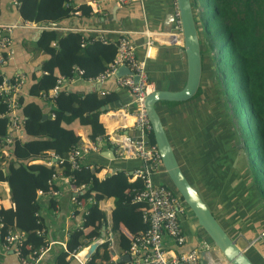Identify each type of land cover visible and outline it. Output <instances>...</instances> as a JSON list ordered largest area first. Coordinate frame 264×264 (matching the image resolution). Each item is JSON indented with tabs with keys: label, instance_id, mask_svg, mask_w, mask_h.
I'll return each mask as SVG.
<instances>
[{
	"label": "trees",
	"instance_id": "trees-1",
	"mask_svg": "<svg viewBox=\"0 0 264 264\" xmlns=\"http://www.w3.org/2000/svg\"><path fill=\"white\" fill-rule=\"evenodd\" d=\"M191 6L202 66L208 60L211 63L212 76L215 71L231 119L238 130L239 141L243 137L246 145L249 140L255 144L264 168V0H191ZM17 9L23 22L46 26L68 17L71 7L65 0H18ZM82 13L88 15L89 7H83ZM36 48L42 54L41 71L33 74L27 92L33 100L19 98V112L24 120L21 135L12 136L9 118L0 117V188L4 186L6 189L4 195L0 189V200L8 199L11 204L9 208L0 205V239L3 241L7 230L16 229L25 233L26 244L37 247L44 243L36 233L44 229L37 193L57 189L53 177L59 172L70 179L72 188L79 189L76 196L85 210L82 230L70 238L67 252L59 255L58 263L68 264L69 252L102 237L107 216L99 203L109 198L114 203L110 215L112 230L119 232L120 249L128 252L135 236L122 231V218L135 214L141 218L145 204L133 201V195L142 190L144 180L130 181L119 170L108 174L98 184L95 172L100 166L90 170L86 165L75 170L68 162L72 147L79 143L74 134L78 126L88 127L90 141L101 137L108 148L111 147L105 139L99 115L101 108L116 100V96L100 92L80 96L63 90L53 102L47 98L57 78L69 76L73 67L82 69L86 78L102 73L114 59L116 48L112 41L84 38L77 32L59 36L51 28L42 31ZM230 88L232 95L228 99ZM39 101L50 103L47 112ZM4 111L5 106L0 105V114ZM23 136L32 140H25ZM147 137L154 146L152 133L149 132ZM42 141L47 142V146L40 150L44 146L39 145ZM12 144L15 145L14 151L10 149ZM247 155L250 159V154ZM53 158L57 159V164L48 166ZM252 164L250 160L251 167ZM253 177L264 198L261 179L254 171ZM170 185L165 186L177 193ZM141 224L143 232L146 225L142 219ZM112 263L109 241L106 240L85 264Z\"/></svg>",
	"mask_w": 264,
	"mask_h": 264
},
{
	"label": "crops",
	"instance_id": "crops-1",
	"mask_svg": "<svg viewBox=\"0 0 264 264\" xmlns=\"http://www.w3.org/2000/svg\"><path fill=\"white\" fill-rule=\"evenodd\" d=\"M11 1L0 0V24L18 26L10 36L8 51L13 53V59L0 70L6 79H11L17 72H21L24 75V82L20 97H23L24 101H31L33 99L27 92L33 74L41 71L42 60L36 42L42 31L49 27L35 24L21 26L23 20ZM65 1L72 9H77L79 15H69L57 22L56 27L51 28L56 33L65 35L69 32H77L84 38L95 40H100V37L92 36L103 33L108 41H114L124 32L123 35L135 44L136 54L146 66L153 91H178L183 88L187 75L186 56L182 41L175 34L170 17V13L173 14L176 7L175 0H137L123 6L116 4L115 0ZM83 7H89L88 15L82 13ZM212 70L208 60L205 66H202L200 87L192 99L179 103L159 102L155 106L156 111L186 179L197 190L236 246L244 250L253 264H264V243L257 236L262 230L259 227L264 223V205L258 199L264 201V198L256 184L251 186L250 173L253 174V171L250 159L239 141L224 98L219 97L211 82ZM90 84L79 80L68 86L67 90L79 95L80 91ZM100 93L106 92L100 91ZM38 103L46 112L49 110L50 103L43 101ZM99 122L110 146L113 141L123 142L124 137L135 130L134 113H129L127 107L114 112H101ZM74 134L79 145H87L91 142L88 138L89 129L85 125L78 126ZM39 145H44L40 149L42 150L46 148L47 142L42 141ZM111 148L115 150L116 156V148L113 146L108 148L104 141L100 144V152ZM121 150H127V146L121 144ZM93 154L97 153L90 152L83 158V162L90 170L97 167L93 165L96 161L92 157ZM116 160L111 167L100 166L95 172L98 184L108 174L119 171L120 161L131 162L123 172L131 173L141 167L139 159L130 155L121 158L116 156ZM155 173L158 174L160 184L169 185L162 165ZM53 181L59 195L37 197L45 238L50 244L41 264H59V255L65 252L70 238L82 227V215L85 210V207L82 205L78 207L72 201L75 192L66 177L58 172ZM0 189L4 195L6 193L4 186ZM0 205L9 208L11 204L8 199H1ZM99 207L106 213L107 226L104 227L106 229L98 240L102 243L109 241L110 252L114 254L112 264H131L129 253L119 247V232L112 230L110 215L114 208L113 199L101 200ZM180 222L186 238L183 246L200 236L197 246L204 242L208 247L207 251H204L202 260L205 263L211 261L215 264H227L221 253L198 227L196 219L189 210L180 216ZM121 228L123 232L133 236L140 234L143 228L140 215L122 218ZM165 244L167 248H173L170 240L166 239ZM169 254L171 255V252ZM67 262L79 264L75 260H67ZM0 264H19L16 257L3 248L1 239Z\"/></svg>",
	"mask_w": 264,
	"mask_h": 264
},
{
	"label": "built area",
	"instance_id": "built-area-1",
	"mask_svg": "<svg viewBox=\"0 0 264 264\" xmlns=\"http://www.w3.org/2000/svg\"><path fill=\"white\" fill-rule=\"evenodd\" d=\"M121 6L127 5L137 0H116ZM140 1V0H139ZM12 5L17 8L18 0H12ZM174 29L176 35L180 36L181 26L178 18L176 7L174 9ZM70 15H79L77 9L70 10ZM33 23L23 22L21 26H31ZM36 25V24H35ZM16 25L0 24V69L13 59V53L9 50L10 36ZM124 34V33H123ZM101 41H105L100 37ZM116 48L114 59L109 63L107 68L100 74L94 77H84V72L78 67L72 68V73L69 76L58 77L54 86L49 90L47 98L50 103L57 97L59 92L67 90V87L73 83L82 80L87 83H101L110 77H113L119 66L125 65L130 74L116 78V83L121 88L128 89L133 96V103L136 107L134 129L140 131L143 139L149 132L151 126L147 119L144 101L145 98L153 91L152 85L149 82L147 72L143 61L136 54L135 44L122 35L120 38L112 41ZM150 45V43H147ZM0 105L5 106V111L0 114V117L5 116L9 118L12 136H20L23 127V117L20 115V91L24 82V75L17 72L11 79H6L0 70ZM138 81L135 82L134 78ZM49 103V102H48ZM53 116V114H52ZM103 139L97 137L94 142L87 145H75L69 154L68 162L72 169H79L86 166L83 158L90 152L100 153V144ZM10 142V141H9ZM121 144L127 146V150H121ZM111 146L116 148L117 157L130 155L135 159H141L146 164L145 171L135 170L131 173L124 172L129 179L135 180L141 178L144 180L142 190L135 192L133 201L145 204V208L141 212V219L146 229L140 234L136 235L130 245L129 257L131 264H215L211 261L203 263L201 252H204L208 247L206 243L198 245L194 250L186 254H177L175 249L182 247L186 243V238L180 222L182 216L187 210V206L182 201L179 194L165 185H154L150 179L149 174L155 173L159 166H161V158L155 146H147L142 140L135 141L130 136H125L123 142L113 141ZM114 150V149H113ZM129 150V151H128ZM115 151V150H114ZM7 154L6 152H4ZM57 159L53 158L47 165H56ZM56 176L53 177V180ZM71 184L69 178H67ZM75 192L72 201L78 207L81 206L78 199V188H73ZM55 197L59 195L58 189L48 193L38 191L37 196ZM108 210V209H106ZM38 216V214H36ZM0 223V227H1ZM1 229V228H0ZM45 229V228H44ZM38 230L36 233L43 238L44 243L34 247L32 244H26L25 233L11 229L7 230L3 236L2 246L5 250L10 251L18 260L19 264H41L44 254L50 248V244L46 241L45 230ZM82 228L77 231L80 232ZM171 241L173 248H167L165 240ZM97 241V240H96ZM80 246L68 253L67 260H75L80 262L78 254L82 248ZM28 250L27 253L24 251ZM207 251V250H206ZM67 252V250H65ZM171 252V255L169 254Z\"/></svg>",
	"mask_w": 264,
	"mask_h": 264
},
{
	"label": "water",
	"instance_id": "water-1",
	"mask_svg": "<svg viewBox=\"0 0 264 264\" xmlns=\"http://www.w3.org/2000/svg\"><path fill=\"white\" fill-rule=\"evenodd\" d=\"M115 3L118 4L116 0ZM175 3L181 26V34L179 36V39L182 41L184 53L186 56L187 75L185 85L182 89L178 91L154 90L145 98L144 109L151 126V133L154 138V146L160 155L163 171L166 174L170 184L179 194L188 210L196 219L198 227L201 229L206 238L211 242V244L221 253L226 263L253 264L244 250L236 246L235 242L224 231L206 203L198 194L197 190L189 183V181L184 176L175 158L172 146L166 136L160 117L156 111L155 106L159 102L179 103L192 99L197 94L200 87L202 74V56L196 23L192 12L191 0H175ZM170 17L172 22L171 24H174V14L170 13ZM46 27H56V23H48ZM167 33H169V31H167ZM57 34H59V32H57ZM96 36L102 37L104 40L108 41L103 33L96 34L92 37ZM144 69L147 72L146 68ZM128 74H130L128 68L125 65H121L118 67L113 77H110L101 83L87 85L80 91L79 95L83 96L100 91L112 93L116 95L117 99L110 104L103 106L101 108V112H114L120 110L122 107H127L129 113H135L136 107L133 103L134 98L131 92L128 89L121 88L116 83V78ZM134 80L135 82H137L138 78L135 77ZM211 82L219 97L223 98L224 94L222 93L220 84L216 79L215 71L213 72V76L211 77ZM128 136L132 137L135 141L142 140L146 143L147 146L152 145L147 136H145L143 139L141 138V133L138 130L132 131L128 134ZM25 140L32 139L26 136ZM10 149L11 151H14L15 145L12 144ZM92 157L96 160L95 162H93V165L101 167H111L117 161L113 148L108 151H102L99 154H93ZM138 161L141 163L139 171H145L146 164L144 163V161L141 159H139ZM128 163L130 164L131 162L120 161V163L118 164V166L120 167L119 170L124 171L126 169V166H129ZM250 175L252 178L251 186L253 187L255 186V181L252 172L250 173ZM149 179L154 185H163L158 182L157 173L149 174ZM258 200L264 205L263 200ZM259 228H262V230L257 236L260 237V241L264 243V223H262ZM199 239L200 236H197L196 239L193 240L190 244L177 249L176 253L186 254L191 252L197 247ZM101 243V240H97L82 248V250L78 254V259L80 260V262L86 263L87 261L91 260L96 251L100 248ZM111 255L114 256L113 253ZM201 257L204 258V252L201 253ZM202 262L205 263L204 260H202Z\"/></svg>",
	"mask_w": 264,
	"mask_h": 264
},
{
	"label": "rangeland",
	"instance_id": "rangeland-1",
	"mask_svg": "<svg viewBox=\"0 0 264 264\" xmlns=\"http://www.w3.org/2000/svg\"><path fill=\"white\" fill-rule=\"evenodd\" d=\"M205 64L206 63L203 62V66H205ZM231 95H232V90L230 88L228 99L231 97ZM248 119L249 118H247V121H248ZM236 131L238 134V130H236ZM240 138H241V143L244 144L245 140L243 139V137H240ZM243 148H244L245 152L250 154V160L253 162V164H252L253 167H251L252 171H254L257 174L258 178L261 179L262 185L264 186V176H263L264 168H263V165L261 163V160H260V157H259V154L257 151V147L255 146V144L251 140H249V141H247V145L245 143V147H243ZM169 185H170V183H169Z\"/></svg>",
	"mask_w": 264,
	"mask_h": 264
},
{
	"label": "bare ground",
	"instance_id": "bare-ground-1",
	"mask_svg": "<svg viewBox=\"0 0 264 264\" xmlns=\"http://www.w3.org/2000/svg\"><path fill=\"white\" fill-rule=\"evenodd\" d=\"M21 5V4H20ZM69 15V14H68Z\"/></svg>",
	"mask_w": 264,
	"mask_h": 264
}]
</instances>
